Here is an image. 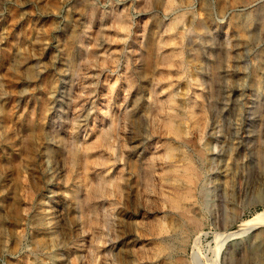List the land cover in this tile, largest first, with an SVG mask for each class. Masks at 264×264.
Wrapping results in <instances>:
<instances>
[{
  "label": "rangeland",
  "instance_id": "374dc122",
  "mask_svg": "<svg viewBox=\"0 0 264 264\" xmlns=\"http://www.w3.org/2000/svg\"><path fill=\"white\" fill-rule=\"evenodd\" d=\"M144 1L0 0V179L4 168L5 190L11 196L21 195L19 209L13 210L7 200L3 213L9 253L29 251L22 264H63L58 261L64 252L62 244L55 250L51 239L34 232L33 226L42 214L39 206L42 193L54 183L49 174L51 164L47 153L52 159L61 160L63 130L59 104L67 50L74 68L78 69L77 63L80 65L78 75L73 79L75 92L70 101L71 111L78 110L80 119L96 109L103 97L102 84L106 86L116 79V86L129 84L131 99L134 91L146 99L151 86L158 87L159 80L164 88L178 92L180 108L184 107L187 84L199 89L203 93L202 99L214 103L204 146L218 143V152L213 153L218 163L207 175L210 183L207 185L213 196V191L222 189L227 182L229 195L217 199L214 195L213 205L204 210L208 220L203 219L199 225L201 232L192 237L185 255H180L179 250H172L167 244L145 236L149 224L157 215L159 218L163 214L160 209L157 211L155 207H144L135 202L136 192L141 191L143 185L139 168L146 167L148 156L138 154V160L129 156L133 160L131 164L128 161L130 169L124 173V179L132 192L131 206L125 211L123 230L119 234L125 244L116 245L122 246L124 264H264V0H174L170 9H166L167 0H150L149 9L144 8ZM116 12L131 21L132 29L127 35L121 22L112 23L111 18ZM174 19L178 22L169 50L164 51L174 53L179 50L185 61L183 66L177 60L171 59L169 64L163 62L160 51L158 54L156 51L159 40L165 35L161 23L166 25ZM82 38L86 50L93 53L92 57L83 53L79 59ZM200 75L204 76L203 82L197 86ZM159 99L163 101V97ZM159 99L151 109L142 110L143 116L148 118L143 122L142 136L149 135L152 126L149 120H154L158 134L164 132L159 128ZM131 122L130 117L125 136L134 133ZM2 138L6 145L3 146V162ZM138 141L136 137L127 138V144L135 150L139 148ZM13 143L16 146L13 147ZM99 149L106 153L104 148ZM119 151V146H115L112 156ZM188 154L193 159V154ZM185 162L183 160L179 165ZM24 182L36 191L40 188L29 201L27 217L22 211L21 186ZM192 196L204 203L198 193L193 191ZM108 198L115 203L111 205V212L116 214L120 210L116 196L97 199V206L107 207L110 204ZM197 208L200 206L197 205L190 214L195 218L201 215ZM225 212L233 218L223 225L215 223L213 219H221ZM72 215L68 217L69 224L82 231L83 227H75L78 222ZM165 223V226H171L170 215ZM103 229L101 234L106 241L107 232ZM97 232L89 230L83 234L84 246ZM257 233L262 241L259 247L252 249V236ZM227 234L230 236L226 239ZM100 252L101 249L99 258L95 257L93 262L86 256L80 257L77 264H102L104 259ZM5 255V260L0 256V264L12 259L9 254Z\"/></svg>",
  "mask_w": 264,
  "mask_h": 264
},
{
  "label": "bare ground",
  "instance_id": "6f19581e",
  "mask_svg": "<svg viewBox=\"0 0 264 264\" xmlns=\"http://www.w3.org/2000/svg\"><path fill=\"white\" fill-rule=\"evenodd\" d=\"M151 4L150 0H145L144 8L149 9ZM166 4V9H170L174 6V0H167ZM118 18L120 21L117 20ZM111 19L113 24L118 22L123 24L122 29L126 35L129 33V29H132L131 21L127 16L122 17L116 12ZM176 22L178 21L174 19L170 20L166 25L164 24L165 22L161 23L160 26L161 29L163 28L165 35L159 40L156 51L157 54L160 51L159 57L162 56L160 59L163 62L165 61L169 64L172 59L177 60L183 66L185 61L179 50H174V53L164 51L165 49L169 50ZM179 34L180 36L182 35V33ZM79 43V59L84 56L82 55L83 53H85V56L92 57L93 53H89L86 50L84 38ZM187 50L189 52V49ZM63 65L64 74L60 94L62 101L59 104V110L62 114L60 122L63 130L62 149H60L61 160L57 161L55 157L52 159L50 153H47V160L51 164L49 174L54 183H51L50 188H46L42 193L43 200L39 203L40 208L42 207V214L33 226L34 232L36 231L38 234L50 238L55 250H58L59 245L62 244L61 248L64 249V252L58 261H61L63 264H77V260L80 257H88L93 262L95 257L99 258V249H101L100 257L102 256L104 259L102 264H124L121 251L122 246L116 247L117 243L125 244L122 242V237L119 234L123 230L122 218L125 217V211L129 210L131 206L132 192L129 189L128 181L124 179V173L130 169L128 168L129 156L138 160L137 157L140 156L138 154L142 153L148 156V163L145 168H139V176L143 185L141 191L136 192L135 202L137 204L140 203L144 207H155L157 211L160 209L159 211L163 214L159 218L157 215L151 224H149L150 226L145 229V236H151L155 241L158 242L159 240L167 244L172 250H179L180 255H185V249L192 240V237L194 238V236L201 232L199 225H202L203 219L208 220L207 213L204 214V210L213 205L214 195H216V199L223 196L227 198L229 195L227 182H224L222 189H215L213 191L214 194L212 193L213 196L207 185V183L210 184L207 180V175L211 174L210 171L213 168L216 169L215 163H218L213 158L218 149V143L210 147H207L209 145L204 146L205 135L208 132L206 131L207 126L209 120L213 117L214 103L208 102L207 99H202L203 93L199 89L187 84L185 90L186 97L183 103L184 107L180 108L178 106V92H174L172 88H164L162 86L163 83L159 80L157 82L158 87L151 86L146 99H143V96L138 91H134L133 98L131 99L129 97L131 90L129 84L127 83L122 87L116 86V79L113 83H108L106 86L102 84L101 92L103 93V97L97 104L96 109H91V113H87L83 119H80L79 111H71L70 107V101L75 92V82L73 83V79L78 75L80 65L77 63L78 69L74 68L68 50L64 55ZM199 77L201 79L197 80V86L202 85L201 82H203L204 78L203 75ZM159 97H163V101ZM158 99L160 101L158 102L157 113L161 117L159 128L164 132L158 134V127L154 125V120H149L152 125L149 135L142 136L143 122L145 119H148L143 116L144 113L142 114L143 108L151 109ZM194 109L198 111V114L195 113ZM130 117L134 133L129 132L128 136L136 137L139 140V148L137 150L127 144L128 136L124 135L126 133L125 130L129 131ZM89 121L91 122L90 126H88ZM212 128H210L211 132L213 131ZM135 133L136 135L134 136ZM166 139H169L168 143L165 142ZM3 141L4 139L2 138V162L4 159L3 146H6ZM14 146H16V143H13ZM115 146H119L120 151L117 155L112 156L115 154ZM99 148H104L106 153H101ZM108 152H112V154L109 155ZM190 152L193 154V159L188 154ZM132 160L129 161L130 164ZM183 160L186 161L185 164L179 165ZM0 166L2 167V165ZM90 174L91 178L89 179ZM1 175L0 256L3 260H5V254H9L12 257L6 264H22L29 251L23 250L21 254L16 253L14 255L9 253L7 246L8 234L5 229L6 218L3 213L7 200L13 210L19 209L18 204L21 195L19 194L18 197L16 195L11 196V193L5 190L6 174L4 168L1 169ZM39 190H34L30 184L25 182L21 186L22 196L24 197L22 211L25 217H27L30 210L29 201L35 197ZM58 191L61 192L60 195L57 194ZM193 191L204 199L203 204L193 198ZM106 195L117 197L120 210L116 214L111 212V205L115 203L109 198L110 204L107 207L97 206L96 200ZM28 196L29 199L27 201ZM158 203L160 204L159 208ZM197 205L200 206L197 209L201 212V215L195 218L190 214L196 210ZM71 214L74 215L78 222L75 227H83L82 231L73 229L74 226L69 224L68 217ZM167 215L172 217L170 227L165 226ZM232 218L229 213L225 212L221 216V219L220 217H216L213 220L215 223L221 222L223 225ZM103 228L107 232L105 236L108 239L106 241L105 237L101 234V231L104 230ZM9 229L11 228L9 227ZM89 230L98 232L94 233L93 240L84 246L83 234L86 235ZM75 232L77 233L73 237ZM21 233L22 237H24L25 232L23 229ZM230 234H227L225 238H229ZM261 241L259 233L253 235L250 247H253L252 249H255L254 246L259 247L258 244ZM148 255L149 253H146V256Z\"/></svg>",
  "mask_w": 264,
  "mask_h": 264
}]
</instances>
